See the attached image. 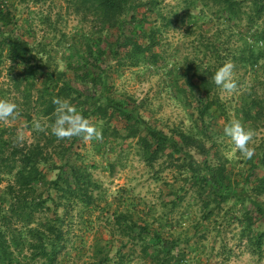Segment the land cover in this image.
Returning a JSON list of instances; mask_svg holds the SVG:
<instances>
[{
	"label": "rangeland",
	"instance_id": "rangeland-1",
	"mask_svg": "<svg viewBox=\"0 0 264 264\" xmlns=\"http://www.w3.org/2000/svg\"><path fill=\"white\" fill-rule=\"evenodd\" d=\"M8 1L16 18L11 29L28 42L36 54L32 63L40 68L34 87L24 73L28 64L12 61L6 52L0 57V98L17 103L20 112L8 125L0 123V206L6 211L11 204L19 206L16 193L30 200L52 198L46 202L49 214L13 219L14 264H264V216L253 203L264 208L258 180L264 177V111L259 109L264 108V60L241 64L245 22L209 0H141L135 19L131 13L121 18L128 36L153 47L135 62L130 48L116 49L118 55L110 50L121 31L98 19L88 3ZM261 46L255 44L253 53ZM228 61L235 65L233 93L211 80ZM49 71H64L66 78L76 72L101 74L109 95L136 109L152 127L174 138L183 132L202 140L223 173L222 189L240 195L213 201L172 147L150 158L142 142L152 140L145 127L112 107L104 117H89L102 131L100 141L81 137L71 146V140H58L50 129L34 131V118L49 125L55 120L42 116L35 104ZM74 81L87 92L94 90ZM205 86L208 100L201 92ZM232 119L255 133L250 159L233 151L223 135ZM21 127L28 134L23 145L16 140ZM35 144L43 148L46 160L39 167L45 178L10 194L16 170L9 174L2 159ZM54 180L59 187L50 184ZM56 214L62 235L55 244L29 232L34 228L40 234L47 217Z\"/></svg>",
	"mask_w": 264,
	"mask_h": 264
},
{
	"label": "trees",
	"instance_id": "trees-1",
	"mask_svg": "<svg viewBox=\"0 0 264 264\" xmlns=\"http://www.w3.org/2000/svg\"><path fill=\"white\" fill-rule=\"evenodd\" d=\"M80 1L84 5L88 3L92 11L97 14V18L101 21L118 25L121 32L110 46V50L115 55L119 54L116 49L123 48L124 50H128L130 48L131 59L136 62L146 51H150L153 48L151 44L144 46L132 36H128L125 32L124 22H121L122 16L128 13H131V20L135 19L137 8L143 4L141 0ZM209 1H213L214 5L218 6L223 13L236 17L240 23L241 21L245 22V24H241V31L242 36L246 39L247 46L242 51L240 57L241 64L245 65L250 61H254L257 64L260 60H264V0ZM15 19L10 2L8 0H0V57L6 52L12 61L28 64L26 69H24V73L32 78V86L36 87V75L39 73L38 68L40 66L37 64L38 68H36V64L32 63L36 59V54L31 50L28 42L15 34L11 29V26L15 23ZM258 43H261L262 46L260 47V51L254 54L252 48ZM245 52H249V54H245ZM101 77V74L95 76L89 71L87 73L83 72L80 75L78 72L75 73L74 78L76 80H79L84 85L88 84L94 87L92 92H87V90L82 89L75 83L74 78H66L64 71H49L45 74L44 79L41 80L39 88H37L35 104H38L40 107L42 116L49 118L55 117L54 110L56 105L53 104L54 97L68 99L87 119L92 115L104 117L107 113V108L112 107L114 112H118L127 121H133L145 127L152 140L144 137L142 138V142L150 158L164 152L168 147H172V153L178 155L186 162L187 168L197 175L199 189H202V193L206 192L209 198L214 197L213 201H217L218 199L224 201L231 195H240L232 193L228 188L222 189L221 183L224 181L223 173L216 164L210 161L209 149L202 140L183 132L179 134L178 138H174V136H169L164 131L152 127L140 116L136 109H128L124 102L116 101L115 98L109 95L107 84ZM98 83L102 84L101 90L97 88ZM190 83L192 82L190 81ZM201 92L205 93L206 100L210 99V93L207 91L206 86L202 88ZM103 99H106V104L102 103ZM257 104H262V101H258ZM259 109H263L264 111L263 106H259ZM250 111L251 109H247L248 113ZM80 138H71L70 145L72 146V143ZM12 151L10 158L6 157L2 159V165L4 169L8 168L9 174L16 170L15 183L8 188L10 194L17 190L23 192L26 188H32L34 183L44 180V171L39 167L46 160L43 148L35 144L27 148H15ZM17 155H19L18 158H16ZM196 155H200L203 158L199 159ZM262 162L264 164V160ZM258 180L261 187L264 188V177ZM50 184L56 187L58 180H54ZM16 195L19 198V206L16 207V205L11 204L8 211L4 208L2 209V206H0V264H14L15 262L11 250V238L15 236L14 231H16L17 226L13 227V223H16L13 222V219L21 215L32 218L34 214L41 215L43 213L46 215L52 211V207L46 204L47 201L52 200L51 197L32 196V200H30L26 198V194L20 196V194L16 193ZM253 203L256 205L259 213L264 216L262 205L256 201H253ZM58 221L59 217L57 214L51 217L48 216L43 226L44 229L40 234L38 233V229L34 228L29 229V232L33 233V236L37 235L39 239L44 240L47 238L52 244H55L61 239L62 235L58 227ZM53 252L54 250L51 249V253Z\"/></svg>",
	"mask_w": 264,
	"mask_h": 264
},
{
	"label": "clouds",
	"instance_id": "clouds-1",
	"mask_svg": "<svg viewBox=\"0 0 264 264\" xmlns=\"http://www.w3.org/2000/svg\"><path fill=\"white\" fill-rule=\"evenodd\" d=\"M234 68L235 65L232 62H225L211 76V80L227 93H233L238 88L234 79ZM53 104L56 105L54 122L49 125L34 118L32 122L34 131L47 134L50 129V133L58 140L82 137L85 142H89L93 139L98 141L103 139L102 131L93 125L89 119L85 118L68 99L54 97ZM19 115L17 103L0 98V123L8 125L10 119L15 120ZM223 135L233 145V151H239L247 159L254 155V148L250 147L249 144L253 140L255 133L251 129H246L238 119H232L224 126ZM27 138L28 134L25 132L24 127L18 128L16 140L23 145Z\"/></svg>",
	"mask_w": 264,
	"mask_h": 264
}]
</instances>
